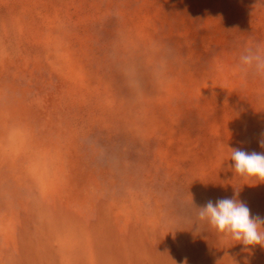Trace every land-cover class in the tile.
<instances>
[{"label":"rangeland","instance_id":"rangeland-1","mask_svg":"<svg viewBox=\"0 0 264 264\" xmlns=\"http://www.w3.org/2000/svg\"><path fill=\"white\" fill-rule=\"evenodd\" d=\"M251 44L259 0H0V264H264L194 224L238 186L264 217Z\"/></svg>","mask_w":264,"mask_h":264},{"label":"clouds","instance_id":"clouds-1","mask_svg":"<svg viewBox=\"0 0 264 264\" xmlns=\"http://www.w3.org/2000/svg\"><path fill=\"white\" fill-rule=\"evenodd\" d=\"M259 3L264 4V0ZM239 67L248 76L264 78V50L256 44L249 45L239 56ZM260 145L264 147V139ZM230 159L236 175L264 182V152L234 148L230 149ZM239 191L240 186L235 188V195L231 198H222L215 203L209 201L194 208V224L197 229L213 230L217 235L245 246L264 247V217L252 215L247 204L236 198ZM181 264H187V260Z\"/></svg>","mask_w":264,"mask_h":264},{"label":"bare ground","instance_id":"bare-ground-1","mask_svg":"<svg viewBox=\"0 0 264 264\" xmlns=\"http://www.w3.org/2000/svg\"><path fill=\"white\" fill-rule=\"evenodd\" d=\"M6 199V198H5ZM3 200V199H2ZM35 208V207H34ZM33 208V209H34ZM32 210V209H31ZM46 228V227H45ZM44 230V229H43ZM59 234V233H58ZM35 235H36V233H35ZM61 236V235H60ZM31 241V240H30ZM55 242V241H54ZM52 247V246H51ZM50 249H52V248H50ZM58 249V248H57ZM57 249H56V251H57ZM51 251V250H50ZM72 251V250H71ZM57 260V259H56ZM54 261V260H53ZM54 263V262H53Z\"/></svg>","mask_w":264,"mask_h":264}]
</instances>
